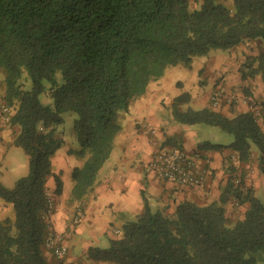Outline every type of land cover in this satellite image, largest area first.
I'll use <instances>...</instances> for the list:
<instances>
[{
  "label": "trees",
  "instance_id": "trees-1",
  "mask_svg": "<svg viewBox=\"0 0 264 264\" xmlns=\"http://www.w3.org/2000/svg\"><path fill=\"white\" fill-rule=\"evenodd\" d=\"M0 0V70L10 125L19 127L14 143L29 157V171L13 187L0 180V197L13 205L14 218L0 220V264H51L44 242L51 222L47 182L55 193L63 182L53 156L64 144L56 126L63 112L74 111L78 148L84 160L72 172V197L94 186L121 128V114L167 69L191 67L211 48L264 42V0ZM253 61L257 62L255 66ZM249 74L264 76V51L245 63ZM26 72L30 89L20 82ZM246 73H243L245 76ZM49 82L52 104L39 95ZM189 92L174 101L177 121L205 123L231 132L228 144L240 162L257 159L264 174V129L251 111L227 116L210 107L182 106ZM242 181V180H241ZM247 205L231 220L230 202ZM264 201L230 175L219 200L201 205L180 202L173 213H142L123 225L108 247L90 246L88 257L116 264H262Z\"/></svg>",
  "mask_w": 264,
  "mask_h": 264
},
{
  "label": "crops",
  "instance_id": "crops-1",
  "mask_svg": "<svg viewBox=\"0 0 264 264\" xmlns=\"http://www.w3.org/2000/svg\"><path fill=\"white\" fill-rule=\"evenodd\" d=\"M256 45L259 50L256 48L258 52L253 53L259 55L264 51V42L258 39L246 41L243 47L240 45L233 51L232 54L237 53L242 57L239 53L243 50L245 59L240 64L236 55L229 60L215 58L197 64L194 59L191 67H170L160 79L152 81L146 92L121 114V128L115 135L110 156L98 171L94 186L81 199L72 197V172L85 159L70 153L74 148L69 149L65 144L56 151L53 165L61 176L63 187L61 193H55V179H48V192L54 199L50 220L53 229L63 233L68 252L59 258L51 250L45 249L51 264H116L90 259L88 248L109 246L112 239L119 237L123 225L142 213L146 204L153 211L173 213L182 201L204 205L219 200L230 175L238 176L240 182L253 189L259 198L260 195L264 197V174L257 152L251 161L240 162L237 152L230 146L204 147L202 144L205 141L225 145L232 141L224 143L212 140L211 134L197 125L202 123H183L177 121L173 114L174 101L183 92L190 94V100L186 103L188 108L210 107L231 117L250 111V102L254 100L262 107L259 121L264 129V76L258 72L250 75L249 68L244 64L252 56L247 48L253 50ZM254 64L256 66L257 62ZM243 73H246L245 76ZM205 77L208 78L207 85L201 86ZM215 87L224 92V98L216 105L211 95ZM191 102L196 106H191ZM6 124L9 123L0 122V139L3 143L8 139ZM172 145L185 149L198 163L209 168L204 185H177L161 178L147 166L155 152ZM78 208L83 210V215L75 223L73 218ZM246 208L247 205H237L232 201L229 209L235 212L233 216L228 215L230 218H241ZM14 216L13 205L0 197V220ZM106 241L109 242L107 246H101Z\"/></svg>",
  "mask_w": 264,
  "mask_h": 264
},
{
  "label": "rangeland",
  "instance_id": "rangeland-1",
  "mask_svg": "<svg viewBox=\"0 0 264 264\" xmlns=\"http://www.w3.org/2000/svg\"><path fill=\"white\" fill-rule=\"evenodd\" d=\"M226 4L231 6L232 2L229 0L226 2ZM243 44L244 43H242L240 45L242 46ZM240 45L234 46L232 48H227V49H225V48H211L207 54L196 56L195 57V63L197 64V63H200V62L205 61L207 59L213 60L215 58H217L219 60H223V59L229 60L230 57H232L233 55H236V57H237L236 60H239V64H240L241 60L245 59L243 57L244 56L243 50L240 51V53H239V54L243 55L242 57H239V55L237 53L232 54L233 51L237 50L240 47ZM254 48H253V50L247 48L248 52H250L252 54V56H249L250 58L254 57L253 56V55H255L254 53H257L259 50L258 45L254 46ZM257 55H255V56H257ZM249 57L247 58V61L250 59ZM255 62L253 61V63H255ZM4 75H5L4 71L0 70V99H4V95L6 92ZM203 79L204 80L200 83V85L206 86L208 78L205 77ZM20 82L24 83L23 86L26 89H30L32 87L31 78L29 77V75L26 72H24V74L22 75ZM44 84H45V90L39 95V99L44 104H52L53 99L49 93V82L44 81ZM214 89H213V91H214ZM190 105L196 106L192 102L190 103ZM183 107H184V109H187L189 106H188V104H186ZM1 109L2 108H0V120H2ZM62 115H63V121L56 126L55 133L57 136H60L64 139V144L67 148H69V149L70 148H78V146H79L78 136H77V133H76V130L74 127L75 119L78 117V115L74 111H65V112H63ZM260 121H261V119H260ZM197 125L199 127H202L203 129L207 130L211 134L210 138H212V140H220L221 142H224V143L231 142L234 140L233 133L225 131L218 126L211 125V124H205V123L197 124ZM6 128H8V131L6 132V136L8 137L7 142L3 143L2 139H0V180L7 187H13L15 185L16 181L20 177H22L28 173V171H29V157H28V154L26 153V151L24 150V148L22 146L14 143V139L18 134L19 127L15 126V125L6 124ZM11 139H12V142H10ZM62 151H64V148H63V150H61V152ZM236 178H238V176ZM260 198L262 200H264V197L262 195H260ZM230 204L232 205V202L228 203V205H227V214L229 213L230 215L233 216L235 210L232 209L230 211V209H229ZM237 219H238V217L231 218V220H233V221L237 220ZM107 243H109V242L106 241L105 244H103L101 246H107ZM261 262H262V264H264V251L262 252V255H261Z\"/></svg>",
  "mask_w": 264,
  "mask_h": 264
},
{
  "label": "built area",
  "instance_id": "built-area-1",
  "mask_svg": "<svg viewBox=\"0 0 264 264\" xmlns=\"http://www.w3.org/2000/svg\"><path fill=\"white\" fill-rule=\"evenodd\" d=\"M223 98L224 92L220 88H215L212 92V102L216 105ZM0 108H2V120H0V122H9L11 106H9L4 99H0ZM250 111L258 120L261 119L263 113L262 107L254 100L250 102ZM151 131L154 132V129H151ZM147 164V166L155 171L161 178L172 181L177 185L200 187L204 185L209 175L208 167L202 166L188 151L175 145L159 149ZM239 181V178H236V182ZM50 197V209L48 213L51 214L54 208V199L51 195ZM82 215L83 210L78 208L73 218L74 222L77 223ZM44 246L59 258L64 257L68 252L63 233L55 231L52 227V223L46 236Z\"/></svg>",
  "mask_w": 264,
  "mask_h": 264
}]
</instances>
